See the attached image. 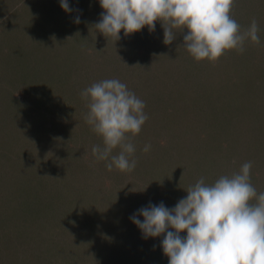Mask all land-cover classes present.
Wrapping results in <instances>:
<instances>
[{
    "label": "rangeland",
    "instance_id": "374dc122",
    "mask_svg": "<svg viewBox=\"0 0 264 264\" xmlns=\"http://www.w3.org/2000/svg\"><path fill=\"white\" fill-rule=\"evenodd\" d=\"M68 3L0 0V264H168L163 236L132 223L139 209L174 208L199 179L245 162L264 192V0H234L232 17L241 31L255 19L260 43L215 63L194 60L187 30L166 45L157 22L115 41L95 28L99 0ZM105 79L146 105L131 172L92 153L103 142L81 93Z\"/></svg>",
    "mask_w": 264,
    "mask_h": 264
},
{
    "label": "clouds",
    "instance_id": "9594fccd",
    "mask_svg": "<svg viewBox=\"0 0 264 264\" xmlns=\"http://www.w3.org/2000/svg\"><path fill=\"white\" fill-rule=\"evenodd\" d=\"M99 4L103 12L95 28L105 37L116 41L122 30L128 36L145 27L154 32L159 22L166 45L187 30L183 47L197 62L215 63L226 52H243L246 40L260 43L255 19L241 31L232 17L234 0H99ZM60 6L66 13L73 10L68 0H60ZM81 96L88 101L86 123L103 142L92 148L93 155L98 160L110 158L109 171L115 167L131 172L136 167L129 159L135 152L131 138L148 119L145 102L117 79L93 83ZM117 148L119 153L113 155ZM149 149L146 145L144 151ZM251 168V162H245L239 172L222 175L212 184L201 178L174 208L162 202L149 204L130 219L144 238L163 236L168 264H264V192L258 194L250 182Z\"/></svg>",
    "mask_w": 264,
    "mask_h": 264
}]
</instances>
